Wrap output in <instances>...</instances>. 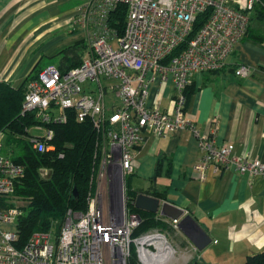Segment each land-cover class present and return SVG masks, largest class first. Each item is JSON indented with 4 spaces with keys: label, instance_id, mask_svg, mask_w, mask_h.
<instances>
[{
    "label": "built area",
    "instance_id": "1",
    "mask_svg": "<svg viewBox=\"0 0 264 264\" xmlns=\"http://www.w3.org/2000/svg\"><path fill=\"white\" fill-rule=\"evenodd\" d=\"M259 0H83L70 28L87 44L82 62L62 71L43 67L28 82L21 112H34V147L44 150L52 138L51 123L87 119L97 132V178L84 212L68 209L58 235L34 232L17 246L21 201L16 181L24 166L3 153L0 132V264H125L130 244L138 252L154 244L158 233L132 239L140 218L125 206L126 177L134 171V151L148 136L162 138L192 128L186 115V87L194 74L219 70L245 34L250 12ZM126 7L122 32L111 26V12ZM249 68L240 65L237 76ZM170 86L169 104L150 101L151 86ZM111 93L117 100L108 101ZM204 151L195 166L204 179L207 166L264 176V162L238 154L214 135L200 136ZM173 219L172 223L177 224Z\"/></svg>",
    "mask_w": 264,
    "mask_h": 264
},
{
    "label": "crops",
    "instance_id": "2",
    "mask_svg": "<svg viewBox=\"0 0 264 264\" xmlns=\"http://www.w3.org/2000/svg\"><path fill=\"white\" fill-rule=\"evenodd\" d=\"M81 2L0 0V81L27 88L35 72L56 66L53 60L57 62L62 49L78 41L86 44L70 28ZM240 65L248 66L246 76L235 74ZM189 83L193 91L185 110L192 128L264 162V42L240 40L224 68L194 74ZM171 94L170 86L156 81L149 99L166 107ZM192 128L162 138L148 136L134 151L131 175L144 182L138 189L161 193L162 197L151 196L183 208L209 242L198 249L177 224L158 214L175 232H147L159 237L145 244L141 253L136 246L138 259L141 264H244L247 255L264 250V176L207 166L201 179L195 166L204 151Z\"/></svg>",
    "mask_w": 264,
    "mask_h": 264
},
{
    "label": "trees",
    "instance_id": "3",
    "mask_svg": "<svg viewBox=\"0 0 264 264\" xmlns=\"http://www.w3.org/2000/svg\"><path fill=\"white\" fill-rule=\"evenodd\" d=\"M125 14L126 7L122 4L111 12V26L119 34L124 26ZM253 22L258 26H253ZM244 39L264 42V0H259L250 12L249 24L241 40ZM86 46L83 41H78L62 49L57 53L56 67L65 71L79 65ZM36 76L35 72L30 79ZM26 89L25 85L13 87L8 81H0V132H3L4 143L10 148L8 153L12 160L24 166V173L15 184V196L24 203L18 219L17 246H22L34 232L52 231L58 235L68 209L84 212L98 173L95 159L97 132L89 119L77 122L70 110L67 111L66 122L46 125L53 130L52 138L46 142L47 147L42 151L34 147L32 137L42 136L30 133V129L39 122L34 112H21ZM192 91L193 85L189 83L185 90L187 98ZM138 193L157 197L163 195L132 188L126 183V209L140 218L131 238H138L153 229L175 232L173 225L162 220L158 214L134 206ZM125 264H141L134 241L130 244ZM244 264H264V250L247 255Z\"/></svg>",
    "mask_w": 264,
    "mask_h": 264
},
{
    "label": "water",
    "instance_id": "4",
    "mask_svg": "<svg viewBox=\"0 0 264 264\" xmlns=\"http://www.w3.org/2000/svg\"><path fill=\"white\" fill-rule=\"evenodd\" d=\"M134 206L145 212L159 214L171 220H178L177 228L181 230L198 249H202L209 242V238L194 219L189 214H186L183 208L167 200L161 201L159 198L149 194L138 193L134 200Z\"/></svg>",
    "mask_w": 264,
    "mask_h": 264
},
{
    "label": "rangeland",
    "instance_id": "5",
    "mask_svg": "<svg viewBox=\"0 0 264 264\" xmlns=\"http://www.w3.org/2000/svg\"><path fill=\"white\" fill-rule=\"evenodd\" d=\"M252 24H253V26H258V25H256V22H253ZM53 61H54V63H56L55 60H53ZM157 97L158 98L161 97V93H160V95L158 94ZM117 99L118 98L116 97L115 93H111L108 97H106V100H108V101H113V100H117ZM157 100H159V99H157ZM30 133L43 135L45 133V131H44V129H41V130L38 129L37 130V129L31 128L30 129ZM9 149L10 148H8V146L4 143L2 152L3 153H8ZM139 177L140 176H137V175H132V176L128 175L126 177V183L132 188H138V186L142 187V186H144V182ZM20 204L22 206L24 205V203H22V202Z\"/></svg>",
    "mask_w": 264,
    "mask_h": 264
}]
</instances>
